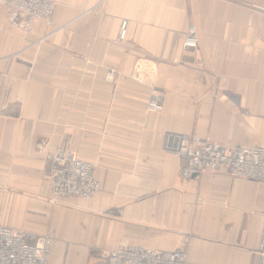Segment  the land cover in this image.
<instances>
[{
  "label": "crops",
  "instance_id": "obj_1",
  "mask_svg": "<svg viewBox=\"0 0 264 264\" xmlns=\"http://www.w3.org/2000/svg\"><path fill=\"white\" fill-rule=\"evenodd\" d=\"M55 1L58 30L32 33L0 5V225L52 236L49 264H111L117 247L259 264L264 181L181 177L165 138L264 146V0ZM60 146L93 164L97 195L53 197Z\"/></svg>",
  "mask_w": 264,
  "mask_h": 264
},
{
  "label": "built area",
  "instance_id": "obj_2",
  "mask_svg": "<svg viewBox=\"0 0 264 264\" xmlns=\"http://www.w3.org/2000/svg\"><path fill=\"white\" fill-rule=\"evenodd\" d=\"M7 8L9 23L13 28L32 33L36 21L54 27L55 0H0ZM125 33L124 27L120 38ZM198 38L194 26L184 34L183 47L194 48ZM107 81H113L114 73H107ZM147 109L163 110V98L153 91L147 101ZM168 149L181 159L180 175L190 178L202 173L224 171L234 177L264 181V146H223L209 140L190 138L182 134H168ZM48 179L54 198L67 196L90 198L97 195L102 185L94 176L93 164L78 158L65 147H57L48 155ZM262 230L259 242V264H264V205L261 210ZM53 237L32 234L0 225V264H49ZM111 264H187L184 249L162 250L143 247H117L108 253Z\"/></svg>",
  "mask_w": 264,
  "mask_h": 264
},
{
  "label": "rangeland",
  "instance_id": "obj_3",
  "mask_svg": "<svg viewBox=\"0 0 264 264\" xmlns=\"http://www.w3.org/2000/svg\"><path fill=\"white\" fill-rule=\"evenodd\" d=\"M107 76V75H106ZM203 174V173H202ZM201 175V174H200ZM198 176V175H197Z\"/></svg>",
  "mask_w": 264,
  "mask_h": 264
}]
</instances>
